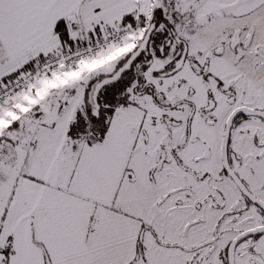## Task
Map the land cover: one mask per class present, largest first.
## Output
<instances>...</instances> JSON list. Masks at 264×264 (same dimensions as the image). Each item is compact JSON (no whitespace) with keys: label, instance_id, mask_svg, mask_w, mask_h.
Wrapping results in <instances>:
<instances>
[{"label":"snow or ice","instance_id":"snow-or-ice-1","mask_svg":"<svg viewBox=\"0 0 264 264\" xmlns=\"http://www.w3.org/2000/svg\"><path fill=\"white\" fill-rule=\"evenodd\" d=\"M0 264H264V0H0Z\"/></svg>","mask_w":264,"mask_h":264}]
</instances>
